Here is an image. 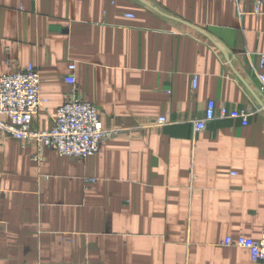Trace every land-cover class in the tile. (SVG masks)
<instances>
[{"label":"crops","instance_id":"0c3cea01","mask_svg":"<svg viewBox=\"0 0 264 264\" xmlns=\"http://www.w3.org/2000/svg\"><path fill=\"white\" fill-rule=\"evenodd\" d=\"M260 54L264 0H0V78L41 79L31 128L53 126L73 76L119 131L42 161L0 131V264H256L222 242L264 231V112L193 123L208 101L216 116L248 105Z\"/></svg>","mask_w":264,"mask_h":264},{"label":"built area","instance_id":"2783aa9c","mask_svg":"<svg viewBox=\"0 0 264 264\" xmlns=\"http://www.w3.org/2000/svg\"><path fill=\"white\" fill-rule=\"evenodd\" d=\"M252 4L253 14L259 16L263 2L254 1ZM259 69L261 72L257 75V92L247 97L248 105L245 108L227 111L222 106L216 116L215 103L208 101L203 118L193 123V132L205 131L216 119L229 118L246 126L251 115L264 112V54L259 56ZM69 70H74V66H70ZM65 82L70 86L67 102L57 109L54 124L49 130L37 131L31 128L32 120L43 103L40 98L41 79L37 69L27 66L0 78V118L7 117L9 120L5 122L0 119V131L16 140L35 142L38 146V154L33 156L35 161L43 160V147L54 149L62 157L84 159L95 155L101 142L119 134L118 130L103 129L95 107L78 99L73 76H67ZM165 123L164 118L157 121L159 125ZM222 245L245 249L254 263L264 264V231L258 241L244 237L234 240L226 238Z\"/></svg>","mask_w":264,"mask_h":264}]
</instances>
